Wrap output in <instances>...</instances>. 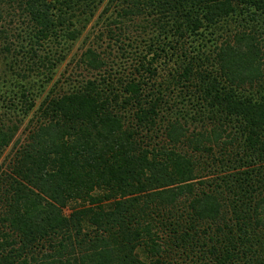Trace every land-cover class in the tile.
<instances>
[{
	"label": "trees",
	"instance_id": "obj_1",
	"mask_svg": "<svg viewBox=\"0 0 264 264\" xmlns=\"http://www.w3.org/2000/svg\"><path fill=\"white\" fill-rule=\"evenodd\" d=\"M0 56V264H264V0H0Z\"/></svg>",
	"mask_w": 264,
	"mask_h": 264
},
{
	"label": "rangeland",
	"instance_id": "obj_2",
	"mask_svg": "<svg viewBox=\"0 0 264 264\" xmlns=\"http://www.w3.org/2000/svg\"><path fill=\"white\" fill-rule=\"evenodd\" d=\"M95 22V18L92 19L89 23H88V27L86 32L84 33L83 37L76 43L73 45L72 51L70 55H75L74 57L76 58V56L78 54H80L82 52V50L84 48H86L88 45L87 39H85L86 35H88V28L92 29L93 28V24ZM1 62H3V56H0V64ZM73 61L71 60L70 63H68L67 66H63L62 68H60V70L58 71V74L55 76V80H57L58 78H67L69 73L73 70ZM71 76H73L72 73H70ZM3 77L0 74V79H2ZM3 113H1L0 111V121H7V117L2 116ZM2 119V120H1ZM34 121V119L32 118L31 115H29L28 117H26L24 119V121L22 122V125H20L19 130L16 134V136L14 137V139L12 140V142L8 145V147L5 148L4 151L0 152V172L2 171V169H5L6 165H8V163L10 162V160L13 158L15 152L17 150H19V146H22L26 141H27V129L29 128V126H31L32 122Z\"/></svg>",
	"mask_w": 264,
	"mask_h": 264
}]
</instances>
